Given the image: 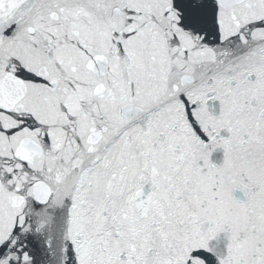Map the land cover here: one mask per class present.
Returning <instances> with one entry per match:
<instances>
[{
	"label": "snow or ice",
	"instance_id": "snow-or-ice-1",
	"mask_svg": "<svg viewBox=\"0 0 264 264\" xmlns=\"http://www.w3.org/2000/svg\"><path fill=\"white\" fill-rule=\"evenodd\" d=\"M0 264H264V0H0Z\"/></svg>",
	"mask_w": 264,
	"mask_h": 264
}]
</instances>
